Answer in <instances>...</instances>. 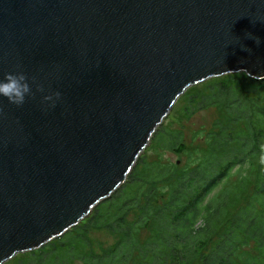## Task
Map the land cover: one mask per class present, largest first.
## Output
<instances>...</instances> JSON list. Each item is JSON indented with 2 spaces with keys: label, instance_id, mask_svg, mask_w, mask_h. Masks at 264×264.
<instances>
[{
  "label": "water",
  "instance_id": "95a60500",
  "mask_svg": "<svg viewBox=\"0 0 264 264\" xmlns=\"http://www.w3.org/2000/svg\"><path fill=\"white\" fill-rule=\"evenodd\" d=\"M17 70L34 96L0 97V264L111 196L191 85L263 79L264 0H0V79Z\"/></svg>",
  "mask_w": 264,
  "mask_h": 264
},
{
  "label": "trees",
  "instance_id": "16d2710c",
  "mask_svg": "<svg viewBox=\"0 0 264 264\" xmlns=\"http://www.w3.org/2000/svg\"><path fill=\"white\" fill-rule=\"evenodd\" d=\"M206 80L186 108L217 107L222 115L199 160L191 150L183 166L144 154L85 219L13 264H264V78ZM159 131L157 144H185L182 131L168 144ZM93 229L114 233V244L97 251Z\"/></svg>",
  "mask_w": 264,
  "mask_h": 264
},
{
  "label": "rangeland",
  "instance_id": "374dc122",
  "mask_svg": "<svg viewBox=\"0 0 264 264\" xmlns=\"http://www.w3.org/2000/svg\"><path fill=\"white\" fill-rule=\"evenodd\" d=\"M243 71L238 72H230V73H241ZM225 73L222 75L216 76L217 78L227 79L228 74ZM210 80V78H208ZM207 80H203L201 82L195 83L190 86L176 101L172 110L165 117L164 121L159 125V127L154 132L157 133L159 128L161 127V131H159L162 135L164 134L165 144H168L173 139L175 133L179 131L183 132L182 141L186 144V149L181 153H176L174 148L180 142L178 141L175 145L166 147V145L157 144L156 140L152 141V138L148 145L144 148V150L140 153L137 158L144 154H147L149 158H158L164 162H172L175 163L177 160H180L181 165H185V162L189 159V151H194L195 154H192L191 161L199 160L201 155V150L206 147V133L212 127L213 122L216 118L222 115L220 109L217 107H208L206 109L200 110L196 113H191L187 107V103L190 101L187 100L188 95L191 92H196V90H203L206 88ZM163 131V133H162ZM153 134V135H154ZM153 137V136H152ZM188 158V159H187ZM136 161V163H137ZM135 163V165H136ZM134 165V166H135ZM133 166V167H134ZM133 169V168H132ZM93 239V246L97 251L102 250L103 248L112 246L116 240V235L109 230H95L93 229L90 233ZM250 251L255 255L257 249L255 245L250 248ZM31 255V252H20L16 254L11 259L7 260L3 264H13L17 259L27 258ZM81 264V263H79Z\"/></svg>",
  "mask_w": 264,
  "mask_h": 264
},
{
  "label": "clouds",
  "instance_id": "9594fccd",
  "mask_svg": "<svg viewBox=\"0 0 264 264\" xmlns=\"http://www.w3.org/2000/svg\"><path fill=\"white\" fill-rule=\"evenodd\" d=\"M257 43H259L258 38ZM33 84L38 92H44L43 84L37 83L33 78ZM32 87L28 83V77L23 71L17 70L15 72L6 73L2 79H0V97L6 98L10 104L17 107L23 106L26 102V97H32ZM60 92H53L43 96L44 102H50L48 107H55L56 102L60 99ZM260 163L264 165V156H261Z\"/></svg>",
  "mask_w": 264,
  "mask_h": 264
}]
</instances>
